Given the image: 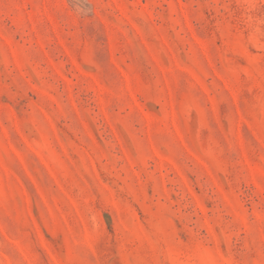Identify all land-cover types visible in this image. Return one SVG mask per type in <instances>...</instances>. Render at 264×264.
<instances>
[{"label":"rangeland","instance_id":"1","mask_svg":"<svg viewBox=\"0 0 264 264\" xmlns=\"http://www.w3.org/2000/svg\"><path fill=\"white\" fill-rule=\"evenodd\" d=\"M0 264H264V0H0Z\"/></svg>","mask_w":264,"mask_h":264}]
</instances>
